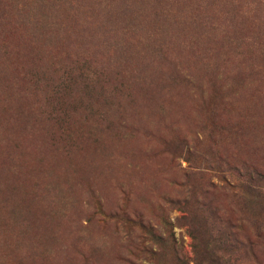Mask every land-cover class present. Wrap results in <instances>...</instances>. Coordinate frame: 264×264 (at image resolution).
Returning a JSON list of instances; mask_svg holds the SVG:
<instances>
[{"label":"rangeland","instance_id":"1","mask_svg":"<svg viewBox=\"0 0 264 264\" xmlns=\"http://www.w3.org/2000/svg\"><path fill=\"white\" fill-rule=\"evenodd\" d=\"M0 264H264V0H0Z\"/></svg>","mask_w":264,"mask_h":264},{"label":"trees","instance_id":"2","mask_svg":"<svg viewBox=\"0 0 264 264\" xmlns=\"http://www.w3.org/2000/svg\"><path fill=\"white\" fill-rule=\"evenodd\" d=\"M154 237V236H153Z\"/></svg>","mask_w":264,"mask_h":264}]
</instances>
